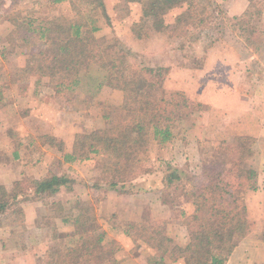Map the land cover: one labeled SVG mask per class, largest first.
Instances as JSON below:
<instances>
[{"label":"rangeland","instance_id":"1","mask_svg":"<svg viewBox=\"0 0 264 264\" xmlns=\"http://www.w3.org/2000/svg\"><path fill=\"white\" fill-rule=\"evenodd\" d=\"M104 1L110 19L104 17L103 9L97 10L92 17L97 20L100 31L93 36L85 29L83 43L118 39L138 53L137 66L162 69L165 86L171 92L182 93L187 101L184 107L178 97L171 106L173 140L165 144L151 142V166L156 173L137 180L135 188L128 185L125 193L112 191L105 197L101 196L98 204L90 202L91 198H80L78 195H84L89 179L100 175L102 163L108 161L107 154L92 155L91 162L87 163H68L58 147H50V141L44 137L54 136L63 141L65 149H71L81 137L112 126L139 122L141 115L129 110L126 97L107 85L97 92L93 88L88 89L85 82L76 90L59 95L49 79H41L25 70L29 65L38 67L40 64L48 70L54 67L51 58L43 55V52L50 50L48 45L54 34L46 33L42 37L39 28H46V21L58 15L68 14L70 8L51 5L50 0H0V180L3 182L10 173L24 175L20 181L24 189L21 193L25 197L0 216V264H51L52 253L73 247L80 237L79 233L84 231L105 232L122 247L118 237L125 232L128 222L140 221L145 217L164 222V227L173 236L183 237V230L179 226L180 215L194 207L186 204L181 191H177L179 196L176 194V198L175 188L166 190L162 186L160 190L159 180L166 163L184 173V183L187 176H205L211 191L217 190L225 193L229 200L234 198L244 203L243 193L249 185L251 162L256 155L252 146L243 144L248 138L240 132L245 127L243 119L213 109L183 91L172 90L169 84H177V79L185 73H194L209 58L214 64L221 61L233 65L239 60L242 63H237L236 69L245 66L249 71L250 67H257L259 72L264 73V57L259 50L263 45L260 33L264 35V31L257 25L256 17L252 19L261 9V0H252L254 5L246 12L247 23L242 26L236 25L238 23L234 20H231V26L222 19H230L227 5L232 0H206V3H213L211 11L214 20L207 29L191 28L195 40L187 36L179 39L159 31L142 3L135 0ZM216 5L223 11L221 17ZM179 13L181 9L174 8L163 20L170 26ZM29 24H32L31 27ZM181 43H184L183 47ZM222 51L228 53L222 56L219 54ZM253 54L256 55L254 60L251 58ZM90 59L84 53L78 59L76 68L83 73L89 72L90 78L103 80L105 72L99 73ZM214 74L210 73V77ZM248 76H252V72ZM253 77L256 78L255 75ZM38 80L44 82L38 83ZM254 88L251 84L247 91ZM12 132L14 135H11ZM240 137L244 141L238 143L236 140ZM24 139H33L38 145L41 144L40 154L36 153L30 142L22 144ZM33 152L39 157L37 162ZM15 153L18 157L14 156ZM46 171L53 174L64 172L66 176L76 178L75 189L66 190L65 193L69 195H65L64 199L61 197L58 202L66 210L81 208L86 204L90 209L87 217L89 215L90 218L84 225L63 223L60 213L52 207L53 203H57L54 198L48 201L27 198L30 181ZM74 192L78 194L77 197L71 194ZM17 208L19 213L15 212ZM262 218L264 220V216ZM248 230L247 236L250 240L255 239L258 245L257 242L253 245L246 242L244 245L240 233L231 234V244L234 246L228 248V255L232 256L229 264H237L235 261H241V264L264 263V222L250 223ZM68 237H72L71 241L74 239L72 246L68 245L72 242H63ZM238 246H242L244 254L238 255L237 252L234 256ZM118 253L106 261L96 259L90 264H120L116 258ZM131 256L137 259L134 260L136 264H149V259L156 257V252L142 244L140 248H133L130 259L133 258ZM130 259L126 264H132ZM167 262L172 264L169 259Z\"/></svg>","mask_w":264,"mask_h":264},{"label":"trees","instance_id":"2","mask_svg":"<svg viewBox=\"0 0 264 264\" xmlns=\"http://www.w3.org/2000/svg\"><path fill=\"white\" fill-rule=\"evenodd\" d=\"M135 2L144 4L145 10L150 13L151 20L158 26L159 31L179 39L187 36L195 40L191 28L207 29L214 20L211 11L213 3H206V0H135ZM50 3L70 8L68 14L58 15L46 21L48 23L46 28H39L42 37L46 33L54 34L48 45L50 50L43 52V55L51 58L54 67L48 70L40 64L38 67L29 65L25 70L38 75L41 79H49L59 95L76 90L85 82L88 89H95L97 92L107 85L126 97L129 110L141 115L139 122L112 126L77 139L71 153L65 152L62 140L54 136L44 137L50 141L48 144L50 147L54 145L58 147L64 155V161L68 163L86 161L92 155H99L102 152L107 154L108 161L102 163L100 175L90 180L93 193L90 202L98 204L101 196L105 197L112 191L125 193L126 186L131 185L135 188L137 180L156 173L151 166V142L165 144L173 140L174 118L171 106L178 97L184 107L187 101L182 93L171 92L165 86V74L162 69L137 66L138 53L118 39L105 40L103 43H83L86 31L91 32L93 36L100 31L97 20L92 17L97 10L103 9L104 17L110 19L105 10L104 0H50ZM174 8L181 9V13L175 17L174 23L168 26L163 17ZM217 8L221 17L223 11L219 6ZM222 19L233 25L231 19L224 17ZM237 23L236 25L242 26L247 21ZM31 25L29 24V27ZM180 46L183 47L184 43ZM84 53L90 56L91 63L98 68L99 73L105 72L103 80L90 78L89 72L83 73L76 68L78 59ZM40 82L44 81L38 80V83ZM246 125L251 128L254 126L253 123ZM241 140L244 141L242 137L236 141L239 143ZM26 142L33 144L36 153L40 154L41 144L38 145L33 139H24L22 144ZM253 142L248 136L243 144L252 146ZM36 153L33 152V158L37 162L39 157ZM162 174L159 180L160 190L162 186L166 187V190L175 188V196L176 194L179 196L177 191H181L186 204L194 207L190 212L185 210L180 215L179 226L184 236H173L164 227V222L145 217L140 221L128 222L125 228V233L132 238L135 248H140L144 244L156 252V257L149 259V264H168L167 259L172 264H227L230 259L228 248L232 245L231 234L240 233L244 240L249 231L245 204L237 202L234 198L229 200L225 193L211 191L205 176H187L184 183V173L170 163L165 164ZM21 182H15L11 191L0 185V216L6 214L11 205L16 206L15 203L18 204L25 198L21 193L24 191ZM75 183V180L67 176H59L49 171L40 179L30 181L27 198L48 201L62 188L71 191ZM52 207L54 211L60 213L64 223L81 226L90 218L89 215L87 217L90 209L86 204L81 208L66 210L57 202L53 203ZM15 212L19 213V208L15 209ZM95 233L80 232V237L73 247L67 251L52 253L51 264L82 262L90 264L96 259L106 261L122 250L120 244L106 236L105 232Z\"/></svg>","mask_w":264,"mask_h":264},{"label":"crops","instance_id":"3","mask_svg":"<svg viewBox=\"0 0 264 264\" xmlns=\"http://www.w3.org/2000/svg\"><path fill=\"white\" fill-rule=\"evenodd\" d=\"M252 2V0H239L238 2H236V0H232L229 5H227L228 15L230 16V19H238L234 20L235 22L246 20L245 14L246 12H248L250 7L254 5V3L252 4ZM260 2L261 9L258 11V15L252 16V19L256 17L255 20L257 25L262 31H264V0H261ZM260 34L262 38L260 42H262L263 45L259 48V50L261 51V53H263L264 57V35L262 33ZM222 52H219V54L222 56L228 53V51ZM255 56L256 55L253 54L251 58H253L254 60ZM220 62L221 61H219L218 64H214L209 58L200 69L194 70V73L192 74L185 73L182 77L177 79V84L170 83L169 85L172 90L183 91L187 95L194 97L195 100H198L199 102L204 104H209V106L213 109L220 110L227 115L240 116V118L243 119L245 127L242 128L240 132L242 135L246 134L247 136L253 138L254 142L252 145V150H254V153L256 155L255 160L251 162L252 167L250 168V177L248 179L249 185L246 187L243 193V200L247 210L249 225L250 223L253 224L255 222L261 223V221L264 222L262 218L264 216V73L261 71L259 72L257 67H250L251 69L249 71L247 70L248 67L245 66H243V68L241 69H236V64L242 63V61L239 60L233 65L227 64L225 62ZM257 65L260 67L259 64ZM212 72H215L216 75L214 74V76L210 77V73ZM250 72H252V76H248ZM257 72H259L260 74ZM254 75L256 76V78L253 77ZM248 77L249 82H247ZM185 82L188 83L186 84ZM251 84L254 85L255 88L248 92L247 88H250ZM246 123H253L254 126L252 128L247 127ZM73 145L71 149H65V152L71 153L73 150ZM14 156L18 157L17 153H15ZM91 159L92 158L86 160L85 162L78 161V163L91 162ZM39 163H41V161ZM45 166H47L46 162ZM45 174H39V176H36L34 178L36 180L40 179ZM55 174L59 176H66L64 172H62V174L55 172ZM23 176L24 175H12L10 173L9 175H6V179L3 182L2 180H0V185L4 186L8 191H11L14 187V183L22 180ZM67 177L72 179V177ZM72 180H76V178ZM90 187L91 181L89 179L88 186L84 188L86 189L84 195L81 193L78 195L75 192L71 194L73 195V197H77L78 195L80 196V198H92L93 193ZM72 189H75V186H73ZM65 192L66 189L62 188L60 192L55 195L54 199H56L57 202L61 200V197H63L64 199L65 195H69ZM136 204L139 203L136 202ZM71 238L72 237L65 238L63 239V242H72L68 244L69 246H72L74 244V239L71 241ZM118 240L121 243L123 250L120 252V254H117L116 258L120 261V264H126L129 262L130 253L133 251L135 244L132 238L125 232H122V234H120ZM242 242L244 245H246V242H248L250 245H253V243L257 241L255 239L250 240V237L247 236ZM256 245H258V242L256 243ZM59 246H61V244ZM237 252H239L238 255L244 254L242 246H238V249L235 250L233 255L235 256ZM131 257L133 258L130 259V263L136 264L134 263V260L136 258H134V256ZM231 257L227 264H229ZM250 261H252V258ZM235 262L237 264H241V261Z\"/></svg>","mask_w":264,"mask_h":264}]
</instances>
